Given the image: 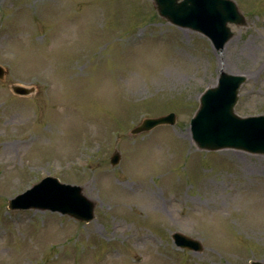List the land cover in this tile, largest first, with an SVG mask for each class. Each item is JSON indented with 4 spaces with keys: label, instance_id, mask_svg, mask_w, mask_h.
<instances>
[{
    "label": "rangeland",
    "instance_id": "1",
    "mask_svg": "<svg viewBox=\"0 0 264 264\" xmlns=\"http://www.w3.org/2000/svg\"><path fill=\"white\" fill-rule=\"evenodd\" d=\"M233 1L245 22L219 52L152 0H0V147L23 143L0 153V264H264V155L199 150L189 128L221 71L245 77L234 112L264 114V0ZM46 176L80 186L94 218L8 209Z\"/></svg>",
    "mask_w": 264,
    "mask_h": 264
},
{
    "label": "water",
    "instance_id": "2",
    "mask_svg": "<svg viewBox=\"0 0 264 264\" xmlns=\"http://www.w3.org/2000/svg\"><path fill=\"white\" fill-rule=\"evenodd\" d=\"M158 15L170 23L197 31L206 36L216 50H222L233 33L228 23L242 25L244 18L232 0H152ZM4 70L0 67V79ZM245 81L243 75L221 71L217 84L207 88L199 98V105L190 120L191 138L196 147L204 150L233 148L252 154H264V114L240 117L233 111L237 93ZM18 95H29L34 89L12 85ZM173 113L145 118L130 133L138 134L162 125H172ZM119 160L118 152L110 158L112 165ZM25 202V203H23ZM94 203L81 192V187L60 184L45 177L31 189L10 201L11 209H48L66 214L78 221L93 219ZM175 243L192 251H200L201 244L179 233L173 234ZM249 264H263L251 261Z\"/></svg>",
    "mask_w": 264,
    "mask_h": 264
},
{
    "label": "bare ground",
    "instance_id": "3",
    "mask_svg": "<svg viewBox=\"0 0 264 264\" xmlns=\"http://www.w3.org/2000/svg\"><path fill=\"white\" fill-rule=\"evenodd\" d=\"M17 146H23V143L22 142H16V143H10V142H7V143H4V144H2V146L0 147L1 149H0V153L2 152H4L6 149L7 150H9V149H13V148H15V147H17ZM150 192V194L149 195H151V197H150V199L151 200H153V201H156L157 199L155 198L156 197V195H155V193H154V195H152V191H149Z\"/></svg>",
    "mask_w": 264,
    "mask_h": 264
}]
</instances>
